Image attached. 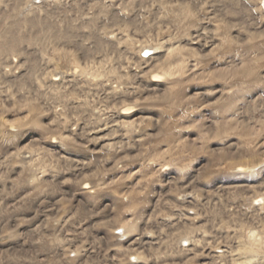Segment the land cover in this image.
<instances>
[{
  "label": "bare ground",
  "instance_id": "obj_1",
  "mask_svg": "<svg viewBox=\"0 0 264 264\" xmlns=\"http://www.w3.org/2000/svg\"><path fill=\"white\" fill-rule=\"evenodd\" d=\"M6 1L1 188L36 208L0 250L264 264V0Z\"/></svg>",
  "mask_w": 264,
  "mask_h": 264
},
{
  "label": "rangeland",
  "instance_id": "obj_2",
  "mask_svg": "<svg viewBox=\"0 0 264 264\" xmlns=\"http://www.w3.org/2000/svg\"><path fill=\"white\" fill-rule=\"evenodd\" d=\"M6 2H8L10 4L12 3V1H10V0L9 1L7 0ZM4 89H6V88L3 86V90ZM0 176H2V173H0ZM2 181L3 180L0 179V236L1 235L11 236L12 231L15 227L14 218L17 217L16 215L20 214V212H22L21 213L22 215L20 214L21 215L20 217H25V215L29 214V210L32 211L33 207L35 209L36 206H34L33 203L31 202V204H25V205L23 204L22 206L24 208L22 206L18 207V205L15 208H13L15 202L14 201H11L12 203L9 202L12 194L9 192L3 191V187L1 188ZM9 186L7 184V187H9ZM52 203H50V205ZM54 204L56 205V202ZM27 207H29V208H27ZM213 213H215V212H213ZM213 213H211L212 216L215 215ZM49 215H51L50 216L51 218H55L59 214L57 212L53 211V213L49 214ZM36 225H38V224H36ZM36 225H34L33 227H35ZM22 229H23L22 230L23 232L21 233L20 236H18L17 241L13 240V243L15 244L14 249H12L11 251H6V252L0 250V264H43L40 262V260L45 259L44 257L39 258L37 260L35 258H33V257H35V254H36L33 250V248H34L33 244L35 242H39L40 238H42V241H44V239H47V238L43 237L45 231L42 230L41 232H37V230H36V232H34V230L30 229V228H22ZM231 229H233V227H231ZM62 232L66 233V230H63L61 232L58 231V233H62ZM64 233H62V234L64 235ZM47 235H49V237L47 236L49 239L53 238V235L51 234V236H50V234L48 232H47ZM90 236H91V234L89 231L82 232L79 234V239L83 242H88V241L90 242V240H91ZM233 242L235 243V239H233L231 241L232 244H233ZM53 251L55 252V250H53ZM47 254L52 259L50 262H48L49 258H50L48 256L49 258H48V261L46 262V264H63L62 261H60V257H58L59 254L55 253L54 258L50 252H48ZM96 261L97 260L95 258H90L87 264H96Z\"/></svg>",
  "mask_w": 264,
  "mask_h": 264
}]
</instances>
